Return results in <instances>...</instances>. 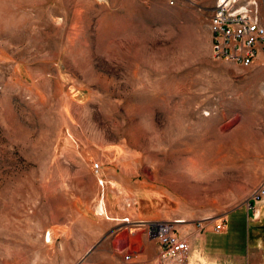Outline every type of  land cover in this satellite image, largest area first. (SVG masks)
I'll return each instance as SVG.
<instances>
[{"label":"rangeland","instance_id":"374dc122","mask_svg":"<svg viewBox=\"0 0 264 264\" xmlns=\"http://www.w3.org/2000/svg\"><path fill=\"white\" fill-rule=\"evenodd\" d=\"M216 2L0 0V264H134L97 161L136 218L237 209L226 225L263 251L247 218L264 205V58H214Z\"/></svg>","mask_w":264,"mask_h":264},{"label":"built area","instance_id":"2783aa9c","mask_svg":"<svg viewBox=\"0 0 264 264\" xmlns=\"http://www.w3.org/2000/svg\"><path fill=\"white\" fill-rule=\"evenodd\" d=\"M264 0H217L210 19L212 52L215 59L230 60L243 66L252 65L259 53H264V24L260 9ZM93 171L101 186V201L107 191L123 196V209L129 210L136 205L134 199L127 197L121 188L103 176V165L94 162ZM264 185L256 192V202L263 199ZM253 218L260 212L252 205ZM178 221L157 219L141 220L126 215L122 218L120 229L126 228L130 233L142 232L154 239L157 255L153 264H191V246L178 227ZM202 224V223H200ZM223 220L215 225L217 231L224 230ZM132 254L126 255L130 260Z\"/></svg>","mask_w":264,"mask_h":264},{"label":"crops","instance_id":"0c3cea01","mask_svg":"<svg viewBox=\"0 0 264 264\" xmlns=\"http://www.w3.org/2000/svg\"><path fill=\"white\" fill-rule=\"evenodd\" d=\"M259 57L264 58V53L260 52ZM90 169H93L91 167ZM89 170L90 178L94 181V176ZM103 176L109 179L115 184H124L123 179L118 174L106 173L103 167ZM97 178V177H96ZM101 191V190H100ZM115 192V191H114ZM101 193V192H100ZM110 192L105 193V198L100 202V207L103 204L105 214L113 221H116V232L110 236V240L117 244V237L121 233L119 227L122 224V218L126 215L135 217V215L128 213L127 210H116L109 200ZM123 208V206H122ZM240 209V208H238ZM237 209L230 211L225 217L217 219L216 221L209 220L202 224H185L180 225L179 229L183 235H185L191 246L190 251V263L191 264H264V237L260 236L259 246L263 248V251H256L250 245V236L248 243L241 237L239 230H231L226 225L224 230L217 231L215 225L223 220L226 222L229 220L230 214L236 212ZM248 223H254V226L259 229L264 219V205L259 208V217L253 218L252 212L248 209ZM133 213V212H132ZM111 215V216H110ZM136 218V217H135ZM138 219V218H136ZM166 220V219H165ZM183 222V219L178 220ZM179 226V225H178ZM255 230V229H254ZM128 247H133L132 257L134 264H153L157 255L156 241L146 234L142 233L140 236L138 233H131L127 240ZM122 251V248H119Z\"/></svg>","mask_w":264,"mask_h":264},{"label":"water","instance_id":"95a60500","mask_svg":"<svg viewBox=\"0 0 264 264\" xmlns=\"http://www.w3.org/2000/svg\"><path fill=\"white\" fill-rule=\"evenodd\" d=\"M98 244H96L89 252H88V254L87 255H89L95 248H96V246H97Z\"/></svg>","mask_w":264,"mask_h":264}]
</instances>
